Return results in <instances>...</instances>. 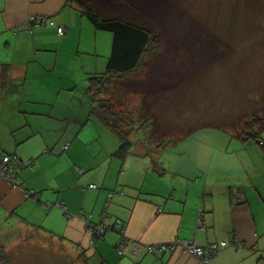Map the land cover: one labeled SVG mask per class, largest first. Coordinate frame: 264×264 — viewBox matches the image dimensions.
<instances>
[{
	"label": "crops",
	"instance_id": "1",
	"mask_svg": "<svg viewBox=\"0 0 264 264\" xmlns=\"http://www.w3.org/2000/svg\"><path fill=\"white\" fill-rule=\"evenodd\" d=\"M32 18L65 31L29 28ZM92 29L68 0H0V158L13 155L23 165L19 187L0 174L3 247L25 251L26 243L43 240L57 253L68 249L74 264L82 263L80 253L88 264H201L180 249L145 250L181 240L223 243L208 264H264L260 146L234 131L204 130L189 134L167 167L131 151L133 139L118 158L116 136L91 115L86 97V78L99 62L76 65L82 42L97 41ZM46 202L62 208L46 210ZM101 223L110 229L92 241V227ZM122 238L141 253L119 254Z\"/></svg>",
	"mask_w": 264,
	"mask_h": 264
},
{
	"label": "rangeland",
	"instance_id": "2",
	"mask_svg": "<svg viewBox=\"0 0 264 264\" xmlns=\"http://www.w3.org/2000/svg\"><path fill=\"white\" fill-rule=\"evenodd\" d=\"M89 1L105 16L123 11L132 21L152 27L160 41L139 75L118 85L119 94L129 91V105H135L141 116L148 113L146 101L155 106L152 130L150 122L145 123L144 132L136 130L130 136L135 141L131 151L139 157L167 167L176 159L173 153L185 149L187 136L174 145L179 134L194 127L193 133L237 132L246 117L264 109V0ZM91 32L98 34L97 41L82 42L76 65L98 61V73H102L113 34L94 27ZM63 66L66 70L69 64ZM120 102L128 106L127 99ZM145 133L155 139L164 136V142L145 140ZM112 138L118 148V140ZM260 138L264 141V132ZM53 249V244L41 240L26 243L25 251L9 250L8 254L16 264L75 263L67 247L66 256Z\"/></svg>",
	"mask_w": 264,
	"mask_h": 264
},
{
	"label": "trees",
	"instance_id": "3",
	"mask_svg": "<svg viewBox=\"0 0 264 264\" xmlns=\"http://www.w3.org/2000/svg\"><path fill=\"white\" fill-rule=\"evenodd\" d=\"M68 2L76 5L81 15L90 22L96 31L104 30L112 32L113 34L111 49L105 61L104 71L102 73H91L86 78V97L90 105L91 115L98 119L102 125L116 136L119 147L115 155L123 160L133 145V141H131L132 138H130L131 134L136 130L144 132L143 126L145 123L148 124L149 122V129L152 130L151 123L156 118V114H153L155 108L154 104L151 102L149 104V101H146V112L148 113L146 117L143 115L141 116V112H137L138 108L134 109L135 105L131 103L129 105L131 101V99H129V91L119 94L120 90L118 85L125 79L134 78L139 75L142 65L158 51L160 46L159 38L152 27L148 28L143 23L132 21L130 18L124 16L123 11H119L115 16L108 17L93 4V1L68 0ZM122 7H124V5ZM48 24L56 28L60 36L63 35L58 32L59 28L65 31L63 27L56 26L53 21L45 18H32L29 28H33L35 25L46 26ZM2 69L6 72L9 66L3 65ZM121 98L127 99L128 106H124L120 102ZM261 113H253L246 117L245 120L240 123L241 129L237 131V133L240 134L242 140H254V142L260 146L264 156V141L260 138L261 134L264 132V109ZM202 125L208 124L205 123ZM195 129L194 127L184 134H179L173 140L174 144L183 137L193 133ZM166 131L167 130H163L165 134ZM169 132L171 131L169 130L167 133ZM145 136V140L151 141L154 139L155 142L159 143H163L165 138L163 136L164 138L155 139L153 135H149L148 133H145ZM65 145L67 147L68 143H65L64 146ZM19 161L21 164L20 159ZM21 166L23 165L21 164ZM101 237L102 235L99 237L94 236L92 241L100 239ZM8 252L9 251L3 247L0 241V264H16ZM82 254L84 253H80L82 264H88L85 258H82Z\"/></svg>",
	"mask_w": 264,
	"mask_h": 264
},
{
	"label": "built area",
	"instance_id": "4",
	"mask_svg": "<svg viewBox=\"0 0 264 264\" xmlns=\"http://www.w3.org/2000/svg\"><path fill=\"white\" fill-rule=\"evenodd\" d=\"M63 29L59 28L58 32L60 34H63ZM66 145L64 146V148ZM22 166L20 164V161L15 156H4L0 160V174L5 178V180L8 182V184L13 187H19L21 186L20 181L17 179V174L19 169H21ZM89 187L94 188L95 185L90 184ZM28 194H31L30 192ZM34 194V193H32ZM52 206L60 207L62 208V204L60 203H48L46 202L44 205V209L48 210ZM85 222H88V217L81 215L80 216ZM200 220H198V225L200 224ZM115 224L117 226L120 225L119 220H115ZM109 226L105 223H101L98 225H95L92 227V237L94 236H100L104 234L108 230ZM122 233V231H121ZM224 246L223 243H212L208 244L205 247H196L193 244L181 240L173 241L170 243H160V244H153V245H147L145 250L149 253L158 254V253H164V252H170L174 251L176 249H180L182 251L191 253L192 255L196 256L201 264H208L210 259L219 251V249ZM127 250L129 254L131 255H139L141 253V248L134 244L133 242L128 241L126 238H122L119 245L116 247V250L119 254H122L124 250Z\"/></svg>",
	"mask_w": 264,
	"mask_h": 264
}]
</instances>
